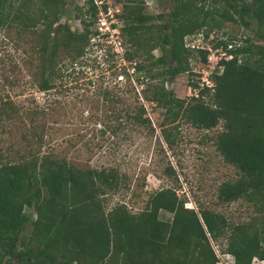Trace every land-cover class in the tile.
Segmentation results:
<instances>
[{
    "label": "trees",
    "instance_id": "obj_1",
    "mask_svg": "<svg viewBox=\"0 0 264 264\" xmlns=\"http://www.w3.org/2000/svg\"><path fill=\"white\" fill-rule=\"evenodd\" d=\"M68 2L0 0V122L20 117L6 87L20 81L21 66H31L30 80L45 92L59 87L55 79L82 58L95 8L89 0H84L85 7L72 4L70 10L81 26L74 32L61 21ZM144 3L123 0L119 15L124 58L132 71L122 65L116 74L126 81L133 104L118 108L119 97L102 89L97 90L101 104L91 101V105L108 108L116 121L112 132L124 123L152 132L144 102L161 108L157 127L168 150L180 123L198 130L220 123L212 144L236 174L216 186L215 203L242 199L253 208V216L230 223L221 212L198 201L195 208L186 206L173 186L148 194L136 213L123 203L104 211L98 197L124 181L123 174L111 167L72 169L63 160L28 148L19 161L0 162V264L5 257L18 264H216L210 241L217 238L223 239L221 252L233 257L232 264L264 260V35L233 44L227 50L232 58L220 60L221 72L211 75L212 86L199 88L195 96L178 97L164 86L165 79L190 72L188 59L193 52L205 61L206 50L186 46V36L205 28L206 37L222 20L246 24L244 17L264 28V0H171L165 14L154 16L144 10ZM210 42L226 48L227 41ZM155 47L160 48L157 56L152 54ZM62 54L67 60L60 63ZM131 81L141 86L138 92ZM39 109H28V119ZM98 121V132L104 134L110 126ZM29 123L28 135L35 138L36 130ZM163 173L177 183L170 165ZM24 206L32 208L33 219ZM160 211L169 218H159ZM27 220L31 228L26 246L15 250Z\"/></svg>",
    "mask_w": 264,
    "mask_h": 264
},
{
    "label": "rangeland",
    "instance_id": "obj_2",
    "mask_svg": "<svg viewBox=\"0 0 264 264\" xmlns=\"http://www.w3.org/2000/svg\"><path fill=\"white\" fill-rule=\"evenodd\" d=\"M73 3L77 5V0H70L66 4L61 21L68 22L71 30L78 32L80 24L72 21L75 13L70 10ZM170 8L171 0H147L144 3V10L152 16L159 12L165 14ZM244 19L246 24L222 20L217 29L208 31L206 37L203 31L205 28L199 29L185 43L202 44L213 51L215 47L212 46L211 39L239 45L244 38L256 41L260 35H264V28L257 27L253 19ZM153 21L159 23L158 20ZM261 42L264 43V39ZM204 50L206 56L209 51ZM159 53V47L153 48L154 56ZM59 58L60 63L67 60L63 54ZM205 62L206 59L201 62L198 53L193 52L188 59L190 72L165 79L164 86L172 89L178 97H188L186 88L196 82V76L202 75L197 70L203 69ZM120 66L122 65H118L112 57L98 59L84 53L73 66L67 65L61 78L55 79V83L61 85L45 92L39 91L30 80L31 66H21L18 74L21 76L20 81L12 87H6L10 99L20 109V117L0 122V162L19 161V157L26 155L30 148L32 153L65 161L72 169L111 167L123 174L125 180L120 181L113 190H104L105 193L98 197L104 211L123 203L129 212L136 213L142 208L148 194L160 187L173 186L176 193L186 199V206L195 208L194 202L198 201L208 209L221 212L230 223L249 220L254 211L242 199L225 204L215 203L216 186L224 180L234 178L236 174L235 169L223 161L212 144L220 123L209 130H198L180 123L179 133L173 132V147L168 150L160 139L157 127L162 109L153 108L144 102L146 115L154 131L134 128L126 123L113 132L110 130L116 121L108 114V108L103 105L93 106L90 102L98 101L100 105L102 99L97 90L103 89L119 97L118 108L133 104V94L127 89L126 81L116 74ZM131 82L138 92L141 86ZM31 107H39L41 113L28 119V109ZM108 115L110 116L107 118ZM99 119L110 126L104 134L98 132L101 127ZM28 123L36 130L35 138L28 135ZM167 164L175 170L177 183L163 173ZM23 211L30 219L34 218L31 207L24 206ZM169 216L163 211L158 214L159 218L164 219ZM30 228L27 220L18 233L15 250L26 246ZM223 244L221 238L212 242L219 254H222ZM220 256L229 261L228 255ZM6 258L1 264H18L15 259L8 263ZM249 264H264V260L253 258Z\"/></svg>",
    "mask_w": 264,
    "mask_h": 264
},
{
    "label": "built area",
    "instance_id": "obj_3",
    "mask_svg": "<svg viewBox=\"0 0 264 264\" xmlns=\"http://www.w3.org/2000/svg\"><path fill=\"white\" fill-rule=\"evenodd\" d=\"M76 1V0H75ZM95 8V14L93 18L92 33L89 34L87 43L84 47L83 54L96 57L98 59H104L106 57H112L118 65L126 66L124 58V46L121 38V27L123 25L122 18L119 16L122 10L123 0H89ZM145 2L147 0H144ZM78 6H84V0H77ZM73 16V15H72ZM75 24H80L79 19L72 20ZM81 31V26L79 27ZM78 31V32H79ZM190 35L185 37L188 39ZM186 45V43H185ZM231 42H226V48L218 45L212 51L209 46H203L202 44H187L186 46L194 49H207L209 52L206 54V62L203 69L197 70V73H202L200 76H196V86L189 84L186 88L187 96L196 95L197 90L202 87H211L213 73L219 74L222 70V64L220 60H228L232 58V53L227 51L232 47ZM238 45V44H236ZM128 73L132 71L131 67L126 66ZM201 71V72H200ZM199 86V87H198ZM211 243L212 250L216 257V264H232L233 257L225 252L222 254L228 255L229 261L223 260L218 251Z\"/></svg>",
    "mask_w": 264,
    "mask_h": 264
}]
</instances>
